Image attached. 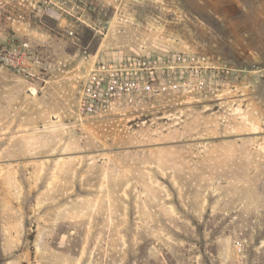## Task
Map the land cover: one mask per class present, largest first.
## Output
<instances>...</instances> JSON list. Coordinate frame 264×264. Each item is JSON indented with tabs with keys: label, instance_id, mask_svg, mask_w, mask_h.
Masks as SVG:
<instances>
[{
	"label": "rangeland",
	"instance_id": "1",
	"mask_svg": "<svg viewBox=\"0 0 264 264\" xmlns=\"http://www.w3.org/2000/svg\"><path fill=\"white\" fill-rule=\"evenodd\" d=\"M0 47V264H264V0H0ZM132 58L153 91L79 117Z\"/></svg>",
	"mask_w": 264,
	"mask_h": 264
},
{
	"label": "built area",
	"instance_id": "2",
	"mask_svg": "<svg viewBox=\"0 0 264 264\" xmlns=\"http://www.w3.org/2000/svg\"><path fill=\"white\" fill-rule=\"evenodd\" d=\"M154 63L132 58L93 66L83 77L77 115L88 119L153 91L158 78ZM0 64L16 74L28 70L23 53L10 47H0Z\"/></svg>",
	"mask_w": 264,
	"mask_h": 264
},
{
	"label": "bare ground",
	"instance_id": "3",
	"mask_svg": "<svg viewBox=\"0 0 264 264\" xmlns=\"http://www.w3.org/2000/svg\"><path fill=\"white\" fill-rule=\"evenodd\" d=\"M48 13H49V15H51L54 18L58 17V14L56 12L52 11V10H49Z\"/></svg>",
	"mask_w": 264,
	"mask_h": 264
}]
</instances>
